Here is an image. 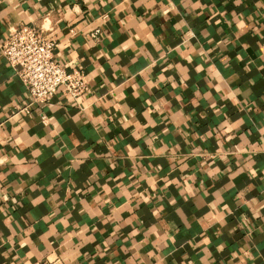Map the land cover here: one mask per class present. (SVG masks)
<instances>
[{
  "label": "crops",
  "instance_id": "0c3cea01",
  "mask_svg": "<svg viewBox=\"0 0 264 264\" xmlns=\"http://www.w3.org/2000/svg\"><path fill=\"white\" fill-rule=\"evenodd\" d=\"M87 91L32 103L0 54V264H264V0H0Z\"/></svg>",
  "mask_w": 264,
  "mask_h": 264
},
{
  "label": "built area",
  "instance_id": "2783aa9c",
  "mask_svg": "<svg viewBox=\"0 0 264 264\" xmlns=\"http://www.w3.org/2000/svg\"><path fill=\"white\" fill-rule=\"evenodd\" d=\"M55 47V41L44 31L25 24L11 27L0 41L1 56L8 66L18 68V78L32 103H45L60 89L73 99L87 91L84 74L65 71L55 59Z\"/></svg>",
  "mask_w": 264,
  "mask_h": 264
}]
</instances>
